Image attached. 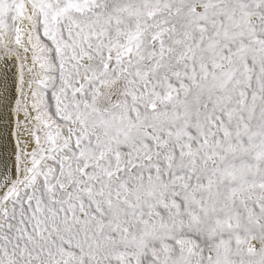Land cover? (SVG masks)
Returning <instances> with one entry per match:
<instances>
[{"label": "snow or ice", "instance_id": "snow-or-ice-1", "mask_svg": "<svg viewBox=\"0 0 264 264\" xmlns=\"http://www.w3.org/2000/svg\"><path fill=\"white\" fill-rule=\"evenodd\" d=\"M0 264H264V0H0Z\"/></svg>", "mask_w": 264, "mask_h": 264}]
</instances>
